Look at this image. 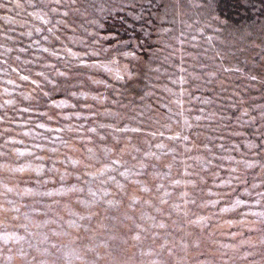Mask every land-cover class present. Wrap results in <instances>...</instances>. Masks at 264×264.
Returning <instances> with one entry per match:
<instances>
[{
	"label": "rangeland",
	"instance_id": "obj_1",
	"mask_svg": "<svg viewBox=\"0 0 264 264\" xmlns=\"http://www.w3.org/2000/svg\"><path fill=\"white\" fill-rule=\"evenodd\" d=\"M219 1L0 0V264H264V15Z\"/></svg>",
	"mask_w": 264,
	"mask_h": 264
},
{
	"label": "trees",
	"instance_id": "obj_2",
	"mask_svg": "<svg viewBox=\"0 0 264 264\" xmlns=\"http://www.w3.org/2000/svg\"><path fill=\"white\" fill-rule=\"evenodd\" d=\"M219 2L220 4L217 5L219 15L225 16L229 21H234L236 23L240 21V23H243L244 21L241 20L243 19V15L247 17V20H255L256 18L261 19L264 15V12L262 11L264 9V0H220ZM256 57L264 58L260 54H256L254 59ZM263 61L264 60L262 59V62ZM257 71L256 65H254V67H250V70L247 69L246 72L254 75ZM233 80L242 83L240 86L244 85L246 87V85L250 84L247 81L245 82V74H236ZM256 81V84L253 82L255 84V90L264 89V81L260 78ZM238 82L236 83L238 84Z\"/></svg>",
	"mask_w": 264,
	"mask_h": 264
},
{
	"label": "snow or ice",
	"instance_id": "obj_3",
	"mask_svg": "<svg viewBox=\"0 0 264 264\" xmlns=\"http://www.w3.org/2000/svg\"><path fill=\"white\" fill-rule=\"evenodd\" d=\"M17 6H18V5H17ZM0 7H7V5H6V4H5V5H0ZM45 51H48V49H45ZM69 51H70V50H69ZM53 55H58V53H55V52H54ZM39 75H40V76H44V73H40ZM56 75L59 76V77H66V76L69 75V73H68L67 71H60L59 69H57V70H56ZM22 79H24V80H28L29 77H28V76H23ZM45 79H47V78H45ZM250 79H251L252 81H256V80H257V76H256V75H252V76L250 77ZM260 79H261L262 81H264V63H262L261 66H260ZM50 82H51L53 85L56 84V80H55V79L51 80ZM32 83H33V84H36L37 81L33 80ZM45 95H47V93H45ZM262 115H264V113H262ZM41 127H43V125H41ZM93 131H95V129H93Z\"/></svg>",
	"mask_w": 264,
	"mask_h": 264
}]
</instances>
